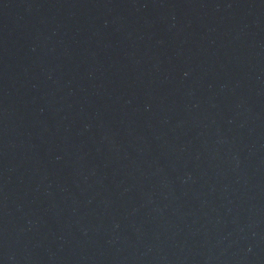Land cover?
I'll list each match as a JSON object with an SVG mask.
<instances>
[{
	"label": "water",
	"instance_id": "1",
	"mask_svg": "<svg viewBox=\"0 0 264 264\" xmlns=\"http://www.w3.org/2000/svg\"><path fill=\"white\" fill-rule=\"evenodd\" d=\"M0 264H264V0H0Z\"/></svg>",
	"mask_w": 264,
	"mask_h": 264
}]
</instances>
